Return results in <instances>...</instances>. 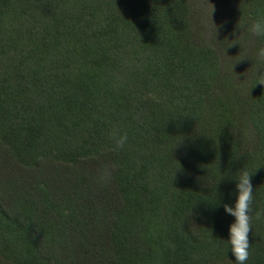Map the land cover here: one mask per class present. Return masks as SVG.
Wrapping results in <instances>:
<instances>
[{"label":"trees","instance_id":"1","mask_svg":"<svg viewBox=\"0 0 264 264\" xmlns=\"http://www.w3.org/2000/svg\"><path fill=\"white\" fill-rule=\"evenodd\" d=\"M245 2L247 24L264 15ZM192 11L0 0V264H236L223 203L241 168L245 264H264V77L253 54L246 102L219 94Z\"/></svg>","mask_w":264,"mask_h":264},{"label":"rangeland","instance_id":"2","mask_svg":"<svg viewBox=\"0 0 264 264\" xmlns=\"http://www.w3.org/2000/svg\"><path fill=\"white\" fill-rule=\"evenodd\" d=\"M199 37L213 45L219 54V77L215 90L222 95H235L232 100L246 102L253 54L258 48L253 35L241 27L245 19L246 0H189ZM234 78V79H233ZM230 82V85L227 83Z\"/></svg>","mask_w":264,"mask_h":264},{"label":"clouds","instance_id":"3","mask_svg":"<svg viewBox=\"0 0 264 264\" xmlns=\"http://www.w3.org/2000/svg\"><path fill=\"white\" fill-rule=\"evenodd\" d=\"M241 28L253 36L264 38V15L257 16L252 23ZM255 60L259 65L257 69L261 70L259 74L257 73L258 77H264V44L256 49ZM258 81L264 84V80L258 79ZM109 138L113 148L119 150L127 141V133L113 128ZM250 174L246 168H241L233 174L235 198L231 203H223L225 214L233 218L228 225L226 240L236 264H245L249 256V212L253 193Z\"/></svg>","mask_w":264,"mask_h":264}]
</instances>
